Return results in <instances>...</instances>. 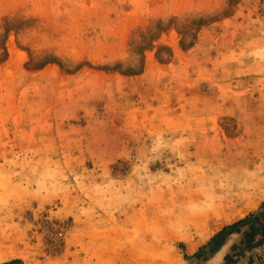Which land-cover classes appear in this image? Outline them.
Listing matches in <instances>:
<instances>
[{
    "label": "rangeland",
    "instance_id": "obj_1",
    "mask_svg": "<svg viewBox=\"0 0 264 264\" xmlns=\"http://www.w3.org/2000/svg\"><path fill=\"white\" fill-rule=\"evenodd\" d=\"M221 231L264 263V0H0V264H208Z\"/></svg>",
    "mask_w": 264,
    "mask_h": 264
},
{
    "label": "trees",
    "instance_id": "obj_2",
    "mask_svg": "<svg viewBox=\"0 0 264 264\" xmlns=\"http://www.w3.org/2000/svg\"><path fill=\"white\" fill-rule=\"evenodd\" d=\"M246 220H241V221H239V222H242V223H244ZM225 230V227L222 229V231H224ZM222 231L221 232H219V233H217L216 235H214L210 240H209V243L211 244L210 245V249H209V251H208V253L207 254H209L210 256L214 253V252H216L221 246H222V244L225 242V240H226V238H227V234L226 233H222ZM204 254V252L202 251H200L198 254H197V256L199 257V256H201V255H203ZM11 263H15V264H19V262L18 261H12Z\"/></svg>",
    "mask_w": 264,
    "mask_h": 264
},
{
    "label": "crops",
    "instance_id": "obj_3",
    "mask_svg": "<svg viewBox=\"0 0 264 264\" xmlns=\"http://www.w3.org/2000/svg\"><path fill=\"white\" fill-rule=\"evenodd\" d=\"M230 244H231L230 240H229V242H227V240H226L222 244V246L210 256V258L208 260V264H218L219 261L224 258Z\"/></svg>",
    "mask_w": 264,
    "mask_h": 264
},
{
    "label": "built area",
    "instance_id": "obj_4",
    "mask_svg": "<svg viewBox=\"0 0 264 264\" xmlns=\"http://www.w3.org/2000/svg\"><path fill=\"white\" fill-rule=\"evenodd\" d=\"M55 236L57 237V239L63 241L66 237L65 229L59 228V230L55 232Z\"/></svg>",
    "mask_w": 264,
    "mask_h": 264
},
{
    "label": "water",
    "instance_id": "obj_5",
    "mask_svg": "<svg viewBox=\"0 0 264 264\" xmlns=\"http://www.w3.org/2000/svg\"><path fill=\"white\" fill-rule=\"evenodd\" d=\"M262 264H264V263H262Z\"/></svg>",
    "mask_w": 264,
    "mask_h": 264
}]
</instances>
